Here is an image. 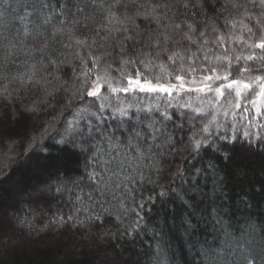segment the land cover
I'll use <instances>...</instances> for the list:
<instances>
[{
    "label": "snow or ice",
    "instance_id": "1",
    "mask_svg": "<svg viewBox=\"0 0 264 264\" xmlns=\"http://www.w3.org/2000/svg\"><path fill=\"white\" fill-rule=\"evenodd\" d=\"M23 7L16 34L0 31V102L19 100L20 91L42 94L21 105L38 129L24 157L46 152L48 139L77 150L84 171L72 182L81 191L85 179L92 190L122 188L118 222L134 213L132 231L143 221L136 209L144 208V186L153 189L149 201L184 202V186L216 169L209 161L207 170L189 171L206 149L233 162L242 152L264 154V0H23ZM58 33L68 37L64 51L53 46ZM18 51L33 62L10 73ZM58 105L41 127L39 117ZM169 122L176 131L187 122L188 139H177ZM176 180L180 188L168 186Z\"/></svg>",
    "mask_w": 264,
    "mask_h": 264
},
{
    "label": "trees",
    "instance_id": "2",
    "mask_svg": "<svg viewBox=\"0 0 264 264\" xmlns=\"http://www.w3.org/2000/svg\"><path fill=\"white\" fill-rule=\"evenodd\" d=\"M25 12L23 0H0V31L15 35ZM79 34H87V29ZM67 39L58 33L53 46L64 51L61 45ZM15 58L10 73H24L33 62L19 51ZM67 71L71 76V66ZM41 95L20 91L19 100L0 102V264H247L249 260L264 264V154L242 152L233 162L206 149L190 168L184 161L190 172L207 170L209 161L216 169L202 172L195 187L184 186L188 192L184 202L161 203L159 197L149 201L153 189L145 185L144 208L136 209L143 221L132 231L134 213L123 224L118 222L123 215L122 188L102 183L92 190L85 179L81 191L72 182L84 171L85 160L77 150L48 139L46 152L25 159L24 151L38 129L37 121L20 109ZM60 110L58 105L55 112L42 114L40 126ZM68 116L66 110L62 120ZM173 120L179 122L178 116ZM168 128L177 139L187 140L191 132L187 122L182 131L171 122ZM180 163L176 159L173 172ZM168 186L180 188L181 181ZM135 195L140 200L141 193ZM88 216L100 219L87 220Z\"/></svg>",
    "mask_w": 264,
    "mask_h": 264
}]
</instances>
